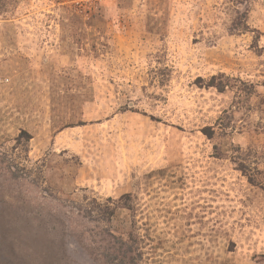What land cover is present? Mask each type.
<instances>
[{"label": "rangeland", "instance_id": "rangeland-1", "mask_svg": "<svg viewBox=\"0 0 264 264\" xmlns=\"http://www.w3.org/2000/svg\"><path fill=\"white\" fill-rule=\"evenodd\" d=\"M0 264H264V0H0Z\"/></svg>", "mask_w": 264, "mask_h": 264}, {"label": "trees", "instance_id": "trees-1", "mask_svg": "<svg viewBox=\"0 0 264 264\" xmlns=\"http://www.w3.org/2000/svg\"><path fill=\"white\" fill-rule=\"evenodd\" d=\"M22 136H25L26 139H30V138H31L30 135H28L25 131H21L20 134H19V137H18V138H22ZM26 139H25V140H26ZM16 141H17V142H20L21 139H16Z\"/></svg>", "mask_w": 264, "mask_h": 264}]
</instances>
